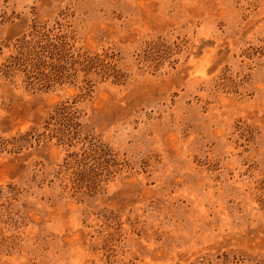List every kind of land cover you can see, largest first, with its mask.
Segmentation results:
<instances>
[{
  "label": "rangeland",
  "instance_id": "obj_1",
  "mask_svg": "<svg viewBox=\"0 0 264 264\" xmlns=\"http://www.w3.org/2000/svg\"><path fill=\"white\" fill-rule=\"evenodd\" d=\"M0 264H264V0H0Z\"/></svg>",
  "mask_w": 264,
  "mask_h": 264
}]
</instances>
